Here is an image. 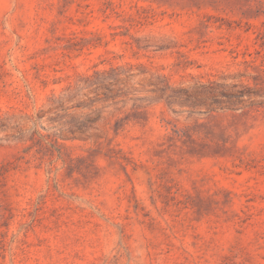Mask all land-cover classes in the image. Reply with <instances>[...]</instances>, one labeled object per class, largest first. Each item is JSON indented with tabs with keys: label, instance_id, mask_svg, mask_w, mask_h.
<instances>
[{
	"label": "rangeland",
	"instance_id": "1",
	"mask_svg": "<svg viewBox=\"0 0 264 264\" xmlns=\"http://www.w3.org/2000/svg\"><path fill=\"white\" fill-rule=\"evenodd\" d=\"M0 264H264V0H0Z\"/></svg>",
	"mask_w": 264,
	"mask_h": 264
},
{
	"label": "trees",
	"instance_id": "2",
	"mask_svg": "<svg viewBox=\"0 0 264 264\" xmlns=\"http://www.w3.org/2000/svg\"><path fill=\"white\" fill-rule=\"evenodd\" d=\"M77 128H81V127H77Z\"/></svg>",
	"mask_w": 264,
	"mask_h": 264
}]
</instances>
